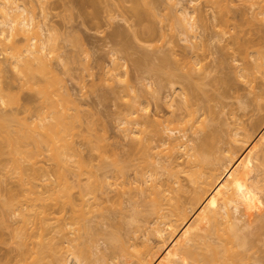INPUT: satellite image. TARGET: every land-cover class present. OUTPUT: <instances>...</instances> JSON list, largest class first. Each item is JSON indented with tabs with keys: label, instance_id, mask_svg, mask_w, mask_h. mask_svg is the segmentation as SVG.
I'll return each instance as SVG.
<instances>
[{
	"label": "rangeland",
	"instance_id": "rangeland-1",
	"mask_svg": "<svg viewBox=\"0 0 264 264\" xmlns=\"http://www.w3.org/2000/svg\"><path fill=\"white\" fill-rule=\"evenodd\" d=\"M28 1L29 0H27V5L30 2V1L29 2ZM33 1H34V3L31 4V2H30V5H28L29 6L28 8L32 10V8L30 6L35 4L36 10H34L35 8L33 6V8H34L33 12L37 15V18L38 19L40 17L43 18V15L46 14L48 24L50 25V28L48 30L49 32L44 31L43 34L41 33V35L44 36L45 33L51 34V37L52 36L54 37L53 38L54 42L56 41L55 38H57L58 45L56 43L55 44L59 47V48L58 47L57 48L59 49V52H60L59 53L57 50V53L61 55L62 53L65 52L63 54L65 57L63 55L62 56L59 55V57L56 54H55V56L53 55L54 57L52 56V59H54L55 62L52 59H51V62H52V64L54 63L53 65L55 67H57L58 72L61 73L59 75L61 77L63 76L62 78L66 80L65 82H67L66 84H68V88L70 89V92L73 95L71 97H73L74 100L71 98L72 100L70 99L71 100L70 101L69 100L70 97L65 98L66 95L63 96L62 94L60 95L61 97L57 95V98L60 97V99L54 98V97H56L55 93H53L54 97H52V100L54 102L58 101L57 103L59 104V106L60 107L63 106L62 110H64V108H65L64 111H62L61 109H60L61 111L58 110V113L62 114V115L65 114L64 116H66V119L68 120L69 127H71V124H72V127H71L72 130L69 129L70 132H67V134L69 133L68 134L69 137L66 136L67 134L65 135L66 139H67V137H68V139L65 140V138H64V140H65V144L63 145L64 151L66 149L70 154L69 155L65 151L66 155L64 157V159H65V162H63L64 165L60 164V166H57L59 164V161H60V163H62L61 160L53 161V158L51 159L50 158L51 156L50 155H49L50 157L48 156L49 152L45 151V150H47L46 147L44 148V152H43V149H41L43 154H41L42 152H39L40 150H38L37 152L34 151L33 154H35V156L38 159L34 160V157H33L30 160H27V156H25V157H21V159H23L22 162L24 161V158H25L26 161L24 163H26V162L28 163L29 161H30L29 163H32L31 160L33 159L36 162V163L34 162L35 163L34 165L36 167H38L40 171H43L45 169L44 171H46L48 173L47 174L46 172L43 173V172L38 171L39 173H42L40 175H42L43 178H46L43 176V174L47 175V176L51 174L48 177V179H49V181L52 180V182H54V184L56 182L58 183V181L60 179V181H62V182L59 181V183H61L60 187L64 188V189L63 188L62 189H63V191H65L67 197L68 198H72V197L75 198L73 207H74V210L76 209L75 211H77V209L82 208L80 206L81 203H80V188H79L81 178L79 179V177H81V176L83 178H85V177H84V175H81L80 173L78 174V172H79L78 168H79L80 164L84 163L83 159L85 160V162H87L91 158L92 161L90 159L89 162L91 161V163H94L93 165H97L99 167L98 172L108 171L107 173H109V175L112 176V175L116 174L117 169L115 168V170H114L113 166H115V165L113 163L110 164L109 162L113 161L114 158H117V159H119L121 164L125 165V167H126L125 168V174H126L127 178L130 179V181L135 182L138 179L141 181L143 179H147V177H146L147 173H144V172L150 171V170H147L148 168L149 169L151 168V170H153L158 165L157 164L156 165H150V167H148L147 166L148 164L145 162L146 159L142 160V158H141L142 154H145L144 153L145 151L143 152V150H145V149H143V146L146 145L148 142H150V139H152V138H154V139H152V140H154L153 143H156L155 139H158V140L160 139V138H158V135H157L158 133L156 132V128L158 126L156 124L154 127V124H155L154 122H157V120L165 119L162 122L167 123V121H166L167 118L173 117L172 114L176 113L178 121L180 122V120H182V121L184 120V122H180V123L176 122L178 124H176V123L171 124L170 123L168 126L170 127V125L174 124L173 127H175L176 125H178L179 127H182L180 131L184 132L187 135V138L194 139L193 140V141H195L194 143L198 144L199 146L202 147V149H204V153H205V155H207L209 157V159H210L211 154L207 153V151L211 152V153L214 152L213 153L214 156L211 155V159H213V160L210 159L211 163L209 161V163L205 164L207 166V169L205 168L206 167L205 165H204L205 167H203V169H205L204 170L205 171V173H204L205 177H206V175L209 174L211 176V178H210V176H208L210 178V179L209 178L208 179L212 180L213 179L212 176L215 177L214 174H216V176H217V172L213 173V171L219 170L218 173L221 172V170H220L221 166L224 164L222 166V172H224L226 174H224L225 176H223V173L221 172L220 176H217L218 180L219 181L223 180V182H227V186L231 187L232 189H233V187H235L236 188V190L234 189L235 191L238 190L236 192L237 194L234 195L232 193L231 188L230 189L227 188L228 190H231L230 192L229 191L228 192L232 193V195H234V197H230V194H229L228 198L230 199V201L226 202V206L227 205H229V206L227 208L226 207L225 208L229 211V213H231L235 217L239 218L240 222L242 224H247V225H245L246 227H243L244 229H241V231H243V232L245 231L247 233L244 236L245 239H247V237L249 240L251 239L250 241L247 240L249 242L246 244V246L248 248L247 250H249L248 254L251 252L249 254V257L250 256L251 257L248 258V254L245 251L244 257L246 259L242 255L237 256V255H239V253L234 256V259L236 260V258H237L238 261H241V263H243V264H247V263L248 264H264V224H263L264 223V188H263L264 187V127L262 129L259 128L260 130L257 129L258 127L264 126V124H262L264 122V118H262V117H264V74H263L264 69L262 68L263 71H261V69H258L259 67H262V65H264V60H263L264 58H262L263 54L261 53V50L264 53V14H263L264 13V0H228V1L227 0H221V2H220V0H214V1L213 0L212 1L211 0H193V2H192L193 4L191 3V5L189 4L190 3L189 0H182L184 4L186 3V5L187 4H188V6L190 5L189 8L191 9V12L193 13V15L195 12L194 16H196V17L195 18L193 17V18L194 19L198 18L196 20H193V21H196L197 26H198V28L196 26V30H195L196 34H198V35H196V37H195L196 40H195V38L193 39V41L195 40V43L192 40L188 39L194 43V44L190 43L193 45H195L198 42L196 44L197 46L195 45V47H193V46L191 47V45L189 44L190 41H188L186 43V41L184 40L185 36L183 35V33L181 34V32H180V30L182 31V28L180 29V27H181L180 22H178L177 18L175 19V17H172V16H177V14L175 13L176 11L174 9L175 5L171 4L172 2L174 3L176 0H174V1L171 0V2H169L170 0H157V1L151 0V1H153V2H151L152 5H150L149 0H148L149 4L143 0L146 3V5L149 6V9L150 8L153 9L152 10L153 14H155L156 17L152 16L153 15V14L151 15L152 12L150 13L148 11L149 9H147L148 6L146 7L144 2H142V0H139L140 1L139 5H141L139 7L141 9L143 8V10H141V11H143V14H144L143 16L146 18L141 16L142 13H140L141 18H139V16L137 15L138 12H136V14L134 13L136 11L135 7H133V5L135 3L133 4L130 0H73V1L72 0H69V1L68 0H48V2L46 3L48 5V7L46 8V10H45L46 13L44 12V14H43V11L41 10V8L39 7L40 5L38 4V2L36 0H33ZM36 3L38 4V6ZM70 3H71V5H70ZM171 5H173L174 8L170 7ZM150 6H154L155 10H157V11H155L154 8L150 7ZM193 6H195V7L193 8ZM145 7H146V9H145ZM199 7H202V9L204 11H202V9H201V11H199ZM70 8H71V10H68ZM170 8H173L170 10L171 12L169 11ZM144 9L147 12H149L150 17H149V15L146 16L147 12H144L145 11ZM195 9H197V10H195ZM216 9H218V10L215 11ZM257 9L261 10V11L259 12ZM219 10L222 11L223 15L225 12V16L221 15L222 13H220ZM68 11L69 12L71 11V13H69ZM154 11H155V13H154ZM172 11L176 15L172 14ZM197 11L200 13L203 12L205 15L203 14L202 15L203 17L200 18L199 13ZM214 11H215V13L218 12L220 14L217 13L216 14L217 16H216L213 13ZM243 11H245L244 14L246 16L243 14ZM41 12H42V14H41ZM253 12L254 13L257 12V13L254 14ZM156 13H158V14H156ZM258 13H260V14H258ZM164 14H166V15H164ZM241 14H243V15H241ZM67 15H69L68 16L69 18L67 17ZM71 15H72V17H71ZM135 15H136V17H135ZM218 15L220 16L218 21H220V18H222V17H224L223 18L224 20L221 19L222 21H220V22L216 21L218 19ZM213 16H215V17L213 18ZM170 17H172V18H170ZM204 17H206L204 19V21H206V22H204L202 20ZM42 18H40V19H42ZM141 19L143 21H141ZM214 19H215V21H214ZM226 19L229 20V21H227V27L224 26V24L226 23L225 22ZM198 20H199V22H197ZM200 20H202L203 25L200 24L201 23ZM172 22H174L175 25L172 24ZM236 22H238V24ZM218 23H219V25H218ZM178 25H180V26H178ZM147 28H149V29L147 30ZM221 28H223V30ZM55 29H56V31H55ZM142 29H143V31H142ZM152 29H153V31H152ZM224 29L225 30L229 29V30H227L226 31L227 33H226ZM63 31H64V35L60 36V34H63ZM145 31H147V32L145 33ZM219 31L220 32L222 31L223 33L222 32L219 33ZM142 32L145 33V35ZM148 32H149V34H148ZM215 32H216V37H215ZM217 33H218V35H217ZM56 34L58 36H56ZM69 34L70 35L74 34L75 36L72 38ZM79 34H80V37H82V38L79 39L78 42H79V44L81 41L84 42V43L81 42V44L84 46H82L81 44L79 45L77 42V39L80 38ZM212 34H214L213 35L214 37L212 36ZM219 34L220 35L223 34V35L220 36ZM230 34H231V36H230ZM153 35H155V36H153ZM224 35H226V36H224ZM234 35L235 36L237 35V38L240 36L241 39L238 38V41H237L235 39V37H233ZM63 36L67 37V41H66V38H64ZM74 38L76 41L73 44ZM152 38H153V40H152ZM221 38L223 40H221ZM58 39L59 40L61 39V41L64 40L63 41L64 45ZM68 39H70L71 41ZM197 39H198V41H197ZM232 40H234V41H232ZM145 41H147V42H145ZM150 41L152 42V44ZM235 41H237L240 44H241L240 41H242V43L244 41V43L241 45L243 47H245L246 50H244L245 48H243V47L241 48V45L239 44L240 50H238V47L236 46L237 47V49H236L237 51H236L235 45H237L238 43ZM143 42H144V44H143ZM230 42L233 45L229 44ZM60 43L62 46H60ZM76 43H77V45H75ZM224 43L226 45L229 44L228 46L231 45L228 48V50H226L228 46L227 47H226V45L222 46ZM187 44H189V45H187ZM248 44H251L250 45L251 47H249ZM172 45H175V47H173V48H175L176 50L175 51L172 50L173 54L171 57L170 53H172L171 52V46ZM245 45H247V46H245ZM63 46H64V48H63ZM154 46L155 47L157 46V47L155 48ZM147 47L148 48L153 47L152 48L153 51L151 50V48L148 49ZM196 47L198 49H196ZM247 47H249V48H247ZM222 48H223V50H222ZM248 49H249V51H248ZM257 49H259V50H257ZM241 50H242V52L248 51L249 54H247L248 56H246L245 58H247V59L249 58L250 59L249 61H247V59H245V58L243 59V55H245V53H247V52H244L243 54H242V52H238ZM77 51H80V52H77ZM150 51H152V52H150ZM224 51H226V52H224ZM234 51H235V53H234ZM258 51H260V53H256ZM153 52H154V54H153ZM164 52H166V53H164ZM79 53H81V54H79ZM162 53H164V54L162 55ZM174 53H177V55ZM226 53H228V54H226ZM87 54H89V55H87ZM145 54H147V55H145ZM150 54H151V56H150ZM167 54H169V55H167ZM179 54L184 55L183 57L193 56L197 61H200L198 63L199 69L196 71V74L198 75V73H200V72H201V74L207 73L205 77L203 76V78H205L204 79L205 81L203 80V78H202V81L208 82V83L206 82L207 84L204 83L205 85H207L208 88L207 87L206 88H195V89L188 88L189 86L185 85L188 82L186 81L187 83H185L184 80H182V82H181L179 77L177 78L176 75H175V77L173 75V77L170 80V78L167 79L165 74H163L159 70H158V72L162 73V75H164V76H161V74L156 72V70L158 69V66L160 65L159 63H161L160 62L161 56L159 57L157 55H162L163 57L166 55H167L166 57L169 56L168 61L171 57L172 63L174 62L173 63V66H175L174 69H176L177 64L175 63V61H173V59H174L173 56L174 55L178 56ZM237 54L239 56L241 54V57L236 58L235 55L237 56ZM77 55H79V57H77ZM113 55H114V57H113L114 59H112ZM260 55H262V56H260ZM8 56L9 55L7 54V52L5 53V51H0V59H1L0 60V66L2 67V70L0 69V86H2L1 88L6 87L4 89L9 92L6 94H10V95H7V96H10L9 100L8 101L6 100L8 102V103L6 102L7 105L6 104H4V106L2 105L3 108H2V110L1 109L0 110L3 113L6 112V113H9L10 115H11V113H10L11 111H12V113L14 112L11 115V117H13L15 115L13 117V119L11 117L8 118L9 115L8 116L6 115L7 118L9 119V122H11L12 120H13V122H15L18 119V122H21V123L23 122V125L24 124L27 125V123L24 121V120H26L25 118H27L29 120V122L32 119H34L35 121H33V122H35V123L31 122L27 126L24 125L26 127L25 128L22 124H19L17 122L11 124L7 121L9 123V124L7 123L8 127L6 125L7 130H6V127L4 130L0 129V148H1L0 152L3 153V154L0 153V156L2 157V158L0 157V161H1V165H0V181H1V183H0V195H2V197L4 195V188H5L6 184H9L10 186L12 184L13 185L15 184L16 186L12 185L13 187L11 186V188L12 189L15 188L17 190L19 189V181H18L17 174L13 173L14 171H12V169L15 165V161L11 162V164H7L10 161H12V159L14 160L13 155H15L17 153V151H16V153L13 154L14 150H12L10 145H9L8 137L10 138V137L15 136V134L18 133V132H15V129L20 130L22 128L23 130H22V132L19 131L20 132L19 134L24 135L25 137L29 136V138L26 137V139L28 140L27 141L25 139V137H23L22 140L23 141L25 140V141L24 142L23 141L18 142L17 145H18V147L22 146L21 151H24L25 148H23V147H27V148L29 147L30 150H29V148L28 149L26 148V150L32 152L31 147L33 148L34 146H36V143L34 142L35 143V145H34V143L32 142L35 140V138L32 136H36L37 138H39L42 135L41 134L42 132L40 133L41 135L38 134L40 128L38 129L35 126V124H37L36 120L38 122L39 119H41V120L44 119V117H45L44 115H46V116L48 115L47 119H45L46 122L43 120L46 124L52 120L50 117V115H52V113H49L48 109H47L48 107H46V105L51 101V99L45 101V99H47V98L43 97L44 93L42 94V90L40 91V89L37 87L30 89L31 87L29 88V82H27L28 83V85H27L26 81L24 80V82L26 83L25 84L23 82V79H21L22 76L19 77L20 74L18 75V73L14 70V68H12L11 63H9L10 60L8 59ZM154 56L157 58H155ZM232 56L235 58H233ZM253 56H260V60H259V57H257L258 59L256 61L255 60L256 57L254 58ZM2 57H5L7 60L5 58L2 59ZM60 57H61V59H60ZM62 57H64V58H62ZM183 57L180 56V58H183ZM222 57H224V58L222 59ZM118 58H120V59H118ZM158 58H159V63H157ZM56 59H58V60H56ZM59 59H60V61H59ZM116 59H117V64H118V67L120 70L118 68L114 70V68H113V65H115V63H113V62H115ZM237 59H240V60H237ZM261 59H262V62H261ZM111 60H114V61H111ZM181 60H183V59H181ZM254 60H255V62H257L258 65L259 64H261V65L255 66L256 63L254 62L255 65L253 64ZM258 60H259V62H258ZM119 61H122V62L120 63ZM227 61L229 63L231 61L232 62L229 64ZM241 61H245V62L240 63ZM82 62H83V65H82ZM111 62H112V64H111ZM224 62H226V63L223 64ZM248 62H249V64H248ZM89 63H90V65H89ZM220 63L223 65H221ZM245 63H246V65H245ZM151 64H152V66H151ZM169 64H170V61H169ZM202 64L205 66V68ZM231 64H232V66L230 67ZM171 65H169V66L171 67ZM183 65H185V62L183 63ZM243 65H245V66H243ZM76 66H78V67H76ZM84 66H86L87 68ZM156 66H157V68L154 70V68ZM242 66L245 69H246V67L248 68V66L249 67L255 66L254 68L250 67L251 69L253 68L254 70L249 69L250 70L249 72L252 71V73H250V77L252 75L253 78L251 77L250 79H248V77L247 78L242 77L243 80L241 79V75H238V74L240 72L241 73L246 72ZM236 67H237V70L239 71L238 74L236 72L237 70H235ZM239 67H240V69H239ZM81 68H82V70H81ZM255 68H256V70H255ZM67 69L70 71L65 72ZM111 69H113V70H111ZM185 69H187V68L185 67ZM200 69H201V71L198 72ZM204 69H205V71H204ZM202 71H204V72H202ZM253 71H256L257 73L253 72ZM236 74L238 75V77L236 76ZM107 75H109L108 78H107ZM197 75H195L196 78H197ZM39 76H37V77H39ZM125 76H126V78H125ZM218 76H220V77L222 76L223 79H226V78L229 79V80L226 79L224 82H226V81L228 82V81L232 80V82L230 81L231 83H233L232 86L230 88H228L227 82L226 83L223 82V83H221L222 85L217 84L218 87H222L224 84H226L222 88L214 87L215 85L213 84V81H214V83L216 81L218 82V80H215L214 78L216 77L218 79ZM43 77H40V79H42ZM127 77H128V79H127ZM201 77H198L200 82H202L200 80ZM165 79L167 81H165ZM174 80L176 81V82H174L176 87L180 88L179 85H181L183 87L186 86L185 92L186 93L189 92L188 95L191 97V98H189V100L191 99L190 101H188V102L186 101L187 103L184 101V96H183L184 94H182L180 91H178L179 88L176 91H172V88L170 89V86L172 87V85H173V87H174V84H172L170 86H169V84L173 83ZM179 80H180V82H179ZM126 81L130 82V84L132 86L129 83L127 84ZM170 81H172V82L170 83ZM183 81L185 84H183ZM195 82H198V81H195ZM200 82H199V84H201ZM209 83H212V85H214V86H212V85L210 86ZM229 83H228V85L231 84V83L230 84ZM162 84H164V86ZM126 85H128V87ZM201 87H203V85ZM205 95H208V96H205ZM62 96H63V98H65L67 100L63 101ZM133 97H135V99ZM17 98L19 101L17 100ZM59 100L61 101L60 103H59ZM129 100H130V103L128 102ZM170 100L173 101V104H170V103H172ZM74 101H76V102L78 101L77 102L78 105H76V103ZM44 102H45V104H44ZM63 102H65V103H63ZM189 103H190V105H189ZM1 104L2 103H0V105ZM131 104H132V106L133 105H135V106L132 107ZM169 104L174 105V106L170 107ZM184 104H187V105H184ZM48 105L50 106V103ZM59 106H58V108H59ZM128 106H129V109H128ZM136 106L137 107L139 106L138 107L139 110L137 113L129 115L128 114L129 112H128V113H126V115L128 117L131 116L133 119L137 118V120L139 121L137 127H138V131H140V134H139V136H137L138 134L136 133L134 136H132V137L130 136L127 138L126 136H124V133L122 130L124 128V127H122V125L123 126L125 125V124H123L122 119L126 116L125 115L126 111L135 110ZM186 106L189 108H187ZM42 107L44 109H42ZM125 108H127L128 110ZM191 108H192V110H191ZM66 109H67V111H66ZM172 110H174V112ZM192 111L194 112V114L192 113L194 116H192L190 113ZM139 113H141L140 116L144 115L143 118H139L140 117V116H138ZM22 116L23 117L25 116V118H23ZM16 117H17V119H15ZM48 118H49V120H48ZM202 118H204V119H202ZM10 119H11V121H10ZM141 119L142 120L144 119L146 121V123L145 122L143 123L144 120L141 121ZM260 119L263 121L262 123H261ZM150 120H152L151 123H150ZM199 120L203 121L204 124L201 123V121H199ZM257 120L258 121L260 120V123L262 124V126L257 125L258 127H255ZM43 121L41 122L43 124V126L41 125L42 127H44V125H45V123ZM175 121H177V120H175ZM205 121H206V123H205ZM71 122H73V123H71ZM254 122H256V123L253 124ZM32 123L34 125L33 128L36 127L38 130V133L36 132V130L31 128V126H29ZM75 123L78 126H76ZM192 123H193V125H192ZM200 124L204 125L203 129H202V125H200ZM206 124H208V125H206ZM252 124L254 125L255 128H251ZM258 124H259V122H258ZM38 125H40V123H38ZM73 125L79 129H77V128L75 129ZM42 127H41V130H44V128H42ZM183 127H184V130H182ZM73 128H74V130H73ZM178 129H180V128H178ZM33 130H34V132L37 133V135L36 134L33 135L34 134V132L32 133ZM80 130H81V132H80ZM246 130H247V133H245ZM248 130L252 134V137H251V134L248 132ZM76 131H78V132H76ZM235 131H237L238 133ZM1 132L3 133V135ZM73 132H75V133H73ZM13 133H15V134L13 135ZM23 133H26V134H23ZM30 133H32V135H30ZM78 133H79V135H78ZM155 133H157V134H155ZM211 133L214 135V137H212L213 135ZM248 133L250 135H248ZM19 134H16V135H19ZM73 134H74V136H72ZM76 134H77V136H76ZM177 134H180V132ZM207 134L208 135L210 134L211 136H208ZM141 136L143 137L144 140L146 139V142L144 141L146 144L144 142H142L140 144L141 141H139V140H141L140 139V138H142ZM207 136L210 139L212 138L211 142L209 141L210 139L208 140ZM148 137H150V138H148ZM204 137L207 139L205 140ZM90 138H91V140H90ZM236 138H237V140H235ZM147 140H148V142H147ZM207 140L210 143L214 142L212 144V146L208 145L209 142ZM96 142H97V144H96ZM158 142H160V141H158ZM66 144L68 145V147ZM93 144H94V146H93ZM142 144H144V145H142ZM44 145H45V143H44ZM6 146H7V148L9 147V149H7ZM42 146H40V148L44 147V146L43 147ZM72 147H74L76 150ZM94 147L96 148V150ZM97 147H99V148H97ZM207 147H208V149H207ZM34 148H33V150L37 149V147H36V149H34ZM144 148H145V146H144ZM209 148L211 150H209ZM213 148H215V149L212 150ZM10 149L12 152L9 151ZM20 149H21V147H20ZM77 149H79V150H77ZM106 149H107V151H106ZM205 149H207V151H205ZM8 152H11V153H9L10 155L13 154L12 158H10L11 156L8 155ZM79 152L81 155L79 154ZM101 152L102 153L104 152L103 156H102ZM232 152L235 154H233ZM74 153L75 154L77 153V154L75 155ZM6 154H7V156H6ZM23 154H24V152H23ZM232 155H235V158H236L237 163H238V165H236V164L235 165L239 167L238 168L239 172H237L238 170L237 171L233 170V173L228 171L230 169L231 165H230V163L228 164V161L226 158L230 159V156H232ZM29 156H30V154H29ZM66 156H68V157H66ZM40 157H42V158H40ZM73 157H75V158H73ZM102 157H105V159L107 158L105 160L106 162L109 161L108 163H106V162L104 163V164H106V166H104V164H103L104 161H103ZM144 157H145V155H144ZM184 157H187V158H184ZM190 157L186 156V155L180 157L179 161L177 162V163H179L178 166L175 165V169L173 168L175 171H177L176 167L179 169L177 171L179 184L178 185L175 184V185H176V187H178L180 185V188L178 189L179 191L176 190L175 193L178 197V200L183 201L181 205H177V206H181L179 208H182V209H179V208L178 209L180 211L186 210V212L190 216V217L188 216V218L190 219V222L192 221L191 223L188 224L189 226H191V229H189L190 227L188 228V225H187V228L190 231H185V229L183 227L186 228V226H180V228L178 230H179V232H182V231L185 232V233H183V232L182 233H183V236L185 235L184 239H186V240L188 239V237L190 235H193L192 237H189V239L190 240L192 239V241H193V237H195L194 242L196 240L197 242H195V243L197 245L203 247V248H206L207 244H209L210 241L212 242L214 240L215 241L213 243L215 245V243H219L220 240L222 239L223 241H221L219 243V245H221V244H223L222 242L225 241L224 239L226 237H224V236L231 234V232H229L228 229L226 230L225 227L223 228V226H225L227 224H225V222H223L222 219L219 221V223L215 224L214 221L210 218V216H208L209 218H205L207 215H209L208 212H206L207 213L206 216H205V213L201 214L202 211L205 212L204 210H202L203 204L199 205V204H201V203H199L198 205L200 207H198V205H197L198 202L196 204H195V202H194V204L191 203V201L193 202L192 198H193V195L195 193V188H194L195 183L191 181L190 176H192L193 172H198L197 170H199V172H200L201 170H200V167H193L192 162L194 160V157L192 156L191 157L192 160L189 161ZM28 158H30V157H28ZM235 158H233V159H235ZM40 159H41V161H40ZM66 160H68V161H66ZM214 160H215V162H214ZM37 161L38 162L40 161L41 163L42 162L43 163L39 164ZM57 161H58V163H57ZM89 162H87L88 166L90 164ZM2 163H5L6 165L5 164L2 165ZM67 163H68V165H67ZM87 163H86V165H87ZM74 164L76 167L74 166ZM107 164L108 165L110 164L108 166V168H107ZM208 164H210V165L208 166ZM7 165H8V167L9 166L10 167L8 168ZM12 165H13V167H12ZM41 165L44 166V169L41 168L42 167ZM189 165H190V167H189ZM84 166H85V164H84ZM90 166H91V164H90ZM153 166H156V167H153ZM212 166H217V168L219 167L220 169L217 170V168L215 169ZM105 167H106V169H105ZM209 167H210V169H209ZM5 168L11 169V172H7L9 170H7V169L5 170ZM49 168L51 171L49 170ZM59 168H60V170H59ZM72 168L75 170H73ZM231 168H233V166ZM235 168L236 167H234V169ZM47 169H48V171H47ZM62 169H65V171H68L67 172L68 174L64 170L62 171ZM206 170H207V172H206ZM210 170H211V173H210ZM60 171H62L63 173L62 172L60 173ZM163 171H164V174L163 175L161 174V178H160L161 180L164 179L163 177H165V179H166V177L169 176L170 168L166 166ZM150 172H148V173H150ZM6 173L7 174L10 173V175H12V176H9V175L7 176V175H5ZM141 173H143L144 175H142ZM212 173H213V175H212ZM234 173H235V176L238 175L236 177V179H235L234 175L232 176V174H234ZM59 174H62L63 176L60 175V178H59ZM65 175H67V176H65ZM201 176H203V175H201ZM40 177L41 176H39L38 179L41 181V183L42 182L44 183V181H45V184L47 185L48 180L44 179V181H43V178H40ZM69 177H71V178H69ZM142 177H143V179H142ZM226 177H227L228 181H224V180H226L225 179ZM50 178H52V179H50ZM82 181H84V180L82 179ZM232 182L234 183L233 187H232V184H233ZM229 183H232L231 186ZM45 184H44V186H45ZM64 184H66V185H64ZM135 184L137 185L138 182H136ZM9 185L8 186L6 185V188H8ZM67 185L70 187H68ZM136 185L135 186H134V184L131 185V187L126 190V192H122V193L119 192L118 189H108V193L102 195V200H101L102 205L100 206L101 208L98 209V208L94 207V211H93V208H91L93 212H91V213L89 212V214H91V217L89 216V220L82 219V216H81V220H80V218H78V217L76 218L73 216L74 220L76 222L73 221V218H72V222H70L71 221L70 218L72 217L71 215L73 214L72 207H70V204H68V203H65L63 205L61 204L59 207L62 209V211L58 212V214H55V215H58L60 217V221H63L62 219H64V221H66V223L68 222L69 225L66 226L67 225L66 224L65 225L66 228H64V230H66V234L68 233V235L65 234L66 235L65 236V235L59 234L57 231L55 232L56 226L60 223L59 220L58 221L55 220V223L54 222L51 223L50 228H52V225H54V227H55V228L54 227L52 228V229H54L53 230L54 233L51 229V231L47 235H51L53 233V234L60 235V236L62 235V237L65 236L64 240L61 237V241H59V242H62V240L65 241L64 242L65 245H63V247H66V245L69 246V247H66L67 252H69L68 248L70 249L71 247L73 248L72 251H74V249L76 252H78V250L81 251V253L83 255V257L81 258L82 264L86 263L85 262V261H87L86 258H88V261L89 260L91 261V264H109V263L110 264H137V257H138V254L140 252H142V255L147 253L151 257H156V253H160L163 251L164 253H162V254L165 255L167 250L169 251V249H170V244L172 245L173 244L172 242L175 241V240H171L170 235H171V233H172V235L174 233V236H175L176 233L173 232L174 230L172 231V229H171L172 227L170 228V226H172V224L167 222L168 219L165 220V217H162L161 219L164 222L159 218L158 219L160 221H158V219L155 218L156 215L151 214V213L148 214V209L150 208L148 201H147L148 191L146 192V190H145L144 192L141 193L139 189L135 188ZM224 185H226V184H224ZM227 186H225V187H227ZM144 195H145V197H144ZM69 196H72V197H69ZM218 200H220V199H218ZM216 202L219 203V201H217V200H216ZM79 203H80V205H79ZM146 203H147V205H146ZM179 203H181V202H179ZM190 203H191V205H189ZM236 203L238 204V209L235 208ZM98 205H100V204H98ZM194 205H196V206H194ZM75 206H76V208H75ZM145 206H147V208H145ZM185 206H188L189 208L188 207L186 208ZM191 206L193 207V212H192ZM194 207L196 210L194 209ZM216 207L219 208L218 205ZM200 208L202 211L199 210ZM220 208H221L220 210L223 211V204H222V206H220ZM139 209H141V210H139ZM203 209H205V207ZM196 211H197V213H196ZM77 212L80 214L79 211H77ZM77 214H76V216H78ZM197 214H199V217L201 215H203V217L205 216L204 219H203V217H200L201 218V220H200V218L197 217L198 216ZM69 216H71V217H69ZM196 219H199V220H196ZM205 219H206V223H205ZM156 220H157V222H156ZM169 220H170V218H169ZM3 221H5V218L4 219L1 218V210H0V264H17V263L19 264V262L17 261L18 251L15 250V248H17L18 246H17V243H15L16 239L14 238L15 235L17 236L19 223L16 221L15 217L11 218L10 216L8 217V219L6 218L5 223ZM8 221H9V224L7 223ZM52 221H54V220H52ZM145 221H146V223H145ZM179 221H180V219L178 220L177 223H179ZM161 222H163V223H161ZM220 222L223 223L222 224L223 226L221 225ZM2 223H4V224H2ZM80 223L81 224L85 223V225H81ZM87 223L88 224L90 223L89 226L91 225V227H89V228H91V231H89L87 229L86 230L89 231L91 234L90 233L86 234L84 232L85 226H86V228L88 227ZM138 224H140V226H142L143 228L139 227ZM181 224H182V222H180L179 225H181ZM190 224H192V225H190ZM5 225H7V227ZM200 225H201V228H200ZM155 227H158L159 230L156 231V233L152 234L150 229L152 230V228H155ZM219 227L221 228L220 230H218ZM145 228H148V230L150 231V239L151 240L148 244L144 243V238L142 236V233H143L142 231H144ZM56 229L58 230V228H56ZM182 229H184V230H182ZM64 230H63V232H65ZM133 230H134V232L131 233V231H133ZM180 230H182V231H180ZM199 231H201V232L199 233ZM219 231H221L220 235L217 233ZM61 232H62V230H61ZM186 232L189 234H187ZM226 232L229 234H227ZM243 232H242V234L240 232V234L242 236L244 235ZM255 233L257 235H253ZM131 234H136V235L134 236V238L130 239L129 236ZM221 234H223L222 238H221ZM258 234H260V235H258ZM47 235H46V238L48 237ZM246 235H248V236H246ZM186 236H187V238H186ZM218 236H220V237H218ZM229 236L232 237L233 234L229 235ZM68 237H70L71 239H69ZM113 237L118 238V241L116 239L117 242H115V243H118V248H116L115 243H114V247L116 250L115 249L111 250L114 252V253L113 252L111 253L110 249H107L106 246L108 245L107 243L110 244L111 241H112V243L114 242ZM67 238H68V240L66 242L65 239H67ZM111 238H113V240ZM216 238H218L219 240H216ZM253 238H255V239H253ZM11 239H12V241H11ZM48 239H51V238L49 237ZM166 239H168L167 241H169V242H167V243H169V245L167 243H165ZM227 239L228 238H226V240ZM57 240H59V238H57ZM186 240H185V242H186ZM227 243L229 244V242H227ZM228 244L225 243V244H223V246L226 245V247H228L227 246ZM167 245L169 248L167 247ZM109 246L112 247L111 245H109ZM166 247L168 248L167 250H166ZM220 247L222 249V245ZM235 247H237V246H235ZM238 247L234 248V249H238ZM251 248H253V249L251 250ZM156 249H157V252H155ZM223 249H224V247H223ZM148 251L150 253H148ZM67 252H66V255L68 254ZM166 255H167V257H166ZM166 255H165L166 259L168 257L171 258L170 251H169V254L167 252ZM246 255H247V257H246ZM241 256L243 257L242 260H241V258H242ZM110 257L111 258L115 257L116 262L113 261V263H112L111 261H109ZM239 257H241V258L239 259ZM113 258H112V260H114ZM169 258H168V261H170L171 264H178L177 261L169 259ZM244 259L249 260V261H245ZM87 264H90V262H88ZM238 264H240V262Z\"/></svg>",
	"mask_w": 264,
	"mask_h": 264
},
{
	"label": "bare ground",
	"instance_id": "bare-ground-1",
	"mask_svg": "<svg viewBox=\"0 0 264 264\" xmlns=\"http://www.w3.org/2000/svg\"><path fill=\"white\" fill-rule=\"evenodd\" d=\"M30 2H31V4H33L34 3V1L33 0H29ZM28 1V2H29ZM37 2H38V4L40 5L39 7L41 8V10L43 11V14H44V12L46 13V8L48 7V5L46 4L47 2H48V0H36ZM69 1V0H68ZM73 1V0H72ZM71 1V2H72ZM134 5H133V7H135V14H136V12H138L137 13V15L139 16V18H141L140 17V13H142V15L141 16H143L144 14H143V11H141V10H143V8L141 9L139 6H141V5H139V0H130ZM144 1H146V3H148L149 4V2H148V0H144ZM143 0H142V2H144ZM150 1V5H152L151 4V2H153V1H151V0H149ZM157 1V0H156ZM174 1V0H173ZM212 1V0H211ZM214 1V0H213ZM228 1V0H227ZM30 2H29V4L28 5H30ZM127 2V1H126ZM169 2H171V0L169 1ZM190 2V3H189ZM189 4L191 5V3L193 2V0H189ZM196 2V1H195ZM220 2H221V0H220ZM256 2V1H255ZM254 2V3H255ZM146 3L144 2V4L146 5ZM168 3V2H167ZM217 3V2H216ZM37 4V3H36ZM38 4H37V6H38ZM49 4V3H48ZM171 4H173V5H175V8L173 7V5H171L170 7H173L174 9H175V13L177 14V16H172V17H175V19L177 18L178 19V22H180V24H181V27H180V29L182 28V31L180 30V32H181V34L183 33V35L185 36V38H184V40L186 41V43L188 42V41H190V40H192L193 41V39L196 37V35H198V34H196V32H195V30H196V26H197V23H196V21H193V20H196V19H198V18H196V19H194L196 16H194L195 15V12H194V15H193V13L191 12V9L189 8V6H188V4L186 5V3L184 4L183 3V1L182 0H176L174 3L172 2ZM193 4V3H192ZM259 4V3H258ZM27 5V0H0V51H5V53L7 52V54L9 55L8 56V59L10 60V62L9 63H11V66H12V68H14V70L18 73V75H19V77L20 76H22V78L21 79H23V82H24V80L26 81V83L27 82H29V88L30 89H32V88H39L40 89V91L42 90V94L44 93V98L46 97L47 99H45V101L46 100H49V99H51V101L49 102L50 103V106L47 104L46 105V107H48L47 109H48V112L49 113H52V115H50V117H51V121H49V123H45L46 122V120L45 119H47V116L46 115H44L45 117H44V119H39L38 120V122H37V120H36V123L37 124H35V126L39 129V133H38V130H37V128L35 127V128H33L34 127V125H33V123H35V122H33V121H35L34 119H32L30 122H29V120L27 119V118H25V116L23 117V118H25L26 120H24L26 123H27V125L28 124H30L31 122H33L31 125H29V126H31V128H33L34 130H36V132L38 133V134H40L41 132V136L39 137V138H37L36 136H32V137H34L35 138V140L34 141H32L33 143L35 142L36 143V146H34L33 148L34 149H36V147H37V149L36 150H33V148L31 147V150H32V152H30V151H28V150H26V148L27 147H23V148H25L24 149V151H21L22 150V146H19L18 147V142H22L23 140H22V138L23 137H25L24 135H21V134H19L20 132L19 131H21L22 132V128L19 130H16L15 129V132H18V133H16V134H19V135H16L15 133H13V135L15 134V136H13V137H8V141H9V145H10V147H11V149L12 150H14V152H13V154H15L16 153V151H17V155L15 154V155H13V154H9V153H11L12 151H11V149L9 150V151H11V152H8V155L9 156H11L10 158H12V155H13V158H14V160L12 159V161H10L9 163H7V164H11V162H14L15 161V165H14V167H13V165H12V167H13V169H12V171H14L13 173H16L17 174V177H18V181H19V189L17 190V189H12L11 188V186L13 185H9V184H6L7 186L9 185V187L8 188H6V185H5V188H4V195H3V197H2V195H0V210H1V218L2 219H4L5 218V221H3L4 223L6 222V218L8 219V217L10 216L11 218L12 217H15L16 218V221L19 223V226H18V233H17V236L15 235V239H16V242L15 243H17V248H15V250L16 251H18V254H17V261L19 262V264H82L81 263V258L83 257V255H82V253H81V251H79L78 250V252H76L75 251V249H74V251H72L73 250V248L71 249H69L68 248V250H69V252H67V249H66V247H69V246H67L66 245V247H63V245H65V241H63L64 240V238H65V236L66 235H68V233L66 234V230H64V228H66V226H68L69 224H68V222L66 223V221H64V219H62L63 221H60V217L58 216V215H55V214H58V212H61L62 211V209L59 207L61 204L63 205V204H65V203H68V204H70V207H72V210H73V214L71 215V216H69V217H71L70 219H71V221L70 222H72V218H73V221L74 222H76L75 220H74V217H78V218H80V220H81V216H82V219H86V220H89V216L91 217V214H89V212L91 213V212H93L94 211V207L95 208H101L100 206L102 205L101 203H102V195H104V194H107L108 193V189H118V191L119 192H126V190L128 189V188H130L131 187V185H133L134 184V186L136 185L135 183L136 182H138V184L136 185V187L135 188H137V189H139L140 190V192L142 193V192H144L145 190H146V192L148 191V195H147V201H148V204H149V206H150V208L148 209V214H154V215H156V219H161L162 217H165V220L166 219H168L167 220V222H169V223H171L172 224V226H170V228L172 229V231L173 232H175L176 233V235L174 236V233H173V235H172V233H171V235H170V237H171V240H175L174 242H172L173 244V246L170 244V249H169V251H170V256H171V258H169V259H172V260H175V261H177L178 262V264H238L239 262H240V264H243V263H241V261H238V259L236 258V260L234 259V256L235 255H237L238 253H239V255H237V256H240V255H242L243 257H244V253H245V251L247 252V254H248V251L249 250H247L248 248H247V246H246V244L251 240H249L248 239V237H247V239H245V234H247L245 231L243 232V231H241V229H244L243 227H246L245 225H247V224H242L241 222H240V219L239 218H237V217H235L234 215H232L231 213H229V211L226 209L229 205H227L226 206V202H228V201H230V199L228 198V196H229V194H230V197H234V195L235 194H237L236 192L238 191H235L236 190V188L235 187H233V185H234V181L232 182V183H229L230 184V186H231V184H232V187H233V189L231 188V187H229V186H227V182H223V180H221V181H219L218 180V178H217V176H220V174H221V172H222V166L224 165H222L221 166V169L218 167L217 168V166H212L213 168H217V170L218 169H220L221 170V172H219L218 173V171H213L212 169V171H213V173H215V172H217V176H216V174H214V176L215 177H213L212 176V178L215 180L216 178V180L214 181L213 179L212 180H209L210 178H211V176L208 174V175H206V177H205V175H204V173H205V169H203V167H205L206 165L205 164H207V163H209V161H210V163H211V160H213V159H211V155H213L214 156V152L213 153H211V152H208L207 151V149H208V147H207V149H205V151H207V153H209V154H211L210 155V159H209V157L207 156V155H205V153H204V149H202V147L201 146H199L198 144H196V143H194L195 141H193L194 139H192V138H187V135L184 133V132H181L180 130H181V128L182 127H179L178 125H176L175 127H173L174 126V124L173 125H170V127L168 126L170 123L172 124V123H176V122H178V123H180V122H184V120L182 121V120H180V122L178 121V119H177V116H176V113L174 114L173 112H174V110H172L173 112V114H172V116L173 117H169V118H167V123L165 122V123H163L162 121L163 120H165V119H163V120H157V122H154L155 124H154V127H155V125L157 124V128H156V132L158 133H155V134H157L158 135V138H160L159 140L158 139H155V142L156 143H153L154 142V140H152V139H154V138H152V139H150V142H148V140H147V144L145 143L146 142V139L144 140L143 139V137L142 138H140L141 140H139V141H141L140 142V144L142 143V142H144L146 145H144V144H142V145H144L145 146V148H144V146H143V149H145V150H143V152L145 153V154H142V160H144V159H146L145 160V162L148 164H146L148 167H150V165H158L157 167L156 166H153V167H156V168H154L153 170H151V168L149 169H147V170H150V171H143L144 173H147L145 176L147 177V179H143V177H142V181L141 180H137V181H135V182H133V181H130V179H128L127 178V176H126V174H125V165L124 164H121L120 163V161H119V159H117V158H114L113 159V161H111V162H109V161H105L106 159H105V157H102L103 158V164L106 162V163H113L115 166H113L114 168V170H115V168L117 169V171H116V174H114V175H109V173H107L108 171H106V172H104V171H101V172H98L99 170V167L97 166V165H93L94 163H91V161H92V159H91V161L89 162V160L87 161V162H89L90 164H91V166H90V164H89V166H88V163L87 162H85V160L83 159V161H84V163L83 164H80L79 165V168H78V174L80 173L81 175H84V177L85 178H83L82 176L81 177H79V179H80V184H79V188H80V203H81V205H80V203H79V205L82 207V208H79V209H77V211H79L80 212V214L77 212V211H75L74 210V201H75V198L74 197H72V196H69V197H72V198H68L67 197V195H66V193H65V191H63V189L60 187V185H61V183H59V181H60V179H59V181H58V183L56 184H54V182H52V180H50L49 181V179H48V177L51 175H44L43 174V176L44 177H46V178H43L42 177V175H40V174H42V173H39L38 171H40L39 170V168L38 167H36L34 164L36 163L34 160H36V159H38L36 156H35V154H33L34 153V151L35 152H37L38 150H40L39 152H42V150L41 149H43V152H44V148L46 147V149L47 150H45V151H47V152H49L48 153V156L52 159L53 158V161H55V160H61V162L62 163H60V161H59V164L57 165V166H60V164L62 165H64V163L63 162H65V159H64V157H65V155H66V153H65V151L69 154V152L65 149V151H64V144H65V140H67L68 139V137H69V133L67 134V132H70L69 131V129H71V127H72V124H71V127H69V124H68V120L66 119V116H64V115H62V114H59L58 113V110H62V107L63 106H59V104L56 102H54L53 100H52V97H54L53 95V93H55V95H56V97H54V98H57V95L58 96H60L61 94L64 96V95H66L65 96V98H68V97H70L69 98V100L72 98L73 100H74V98L73 97H71V96H73L72 95V93L70 92V89L68 88V84H66L67 82H65L66 80L65 79H63L59 74H61V73H59L58 72V69H57V67H55L53 64H52V62H51V59H52V56L54 55L55 56V54L59 57V55L60 54H58L57 53V50H58V52H59V47L57 46L58 45V43H57V38H55V42H54V40H53V36L51 37V34H47V33H45V35L44 36H42L41 35V33L43 34V32L45 31H47V32H49L48 30H49V28H50V25L48 24V21H47V15L46 14H44L43 15V18L42 17H40V18H42V19H38L37 18V15L33 12V9L36 7L35 6V4L34 5H31L30 7L32 8V10L31 9H29L28 6ZM67 5V4H66ZM65 5V6H66ZM70 5H71V3H70ZM75 5V4H74ZM144 5V6H145ZM156 5V4H155ZM195 5V4H194ZM33 6H34V8H33ZM69 6V5H68ZM82 6V5H81ZM80 6V7H81ZM148 5H146V7H147ZM167 6V5H166ZM67 7V6H66ZM65 7V8H66ZM73 7V6H72ZM132 7V8H133ZM143 7V6H142ZM146 7H145V9H146ZM150 7H153L154 8V10H155V7L154 6H150ZM168 7V6H167ZM195 6H193V8H194ZM68 8V7H67ZM66 8V9H67ZM173 8H170L169 9V11L171 10V9H173ZM257 8V7H256ZM262 8V7H261ZM144 9V10H145ZM147 9H149V6H148V8ZM168 9V8H167ZM201 9H202V7H199V11H201ZM223 9V8H222ZM34 10H36V8L34 9ZM68 10H71V8L70 9H68ZM73 10V9H72ZM153 9L152 8H150L148 11L151 13V15L153 14V11H152ZM195 10H197V9H195ZM218 9H216L215 11H217ZM258 10V9H257ZM141 11V12H140ZM155 11H157V10H155ZM155 11H154V13H155ZM202 11H204L203 9H202ZM215 11L213 12L215 15L218 13H215ZM220 11V10H219ZM256 11V10H255ZM259 12L261 11V10H258ZM263 11V10H262ZM69 12V11H68ZM144 12H147L146 10L144 11ZM149 12H147L146 13V16H148L149 15ZM171 12V11H170ZM198 12V11H197ZM196 12V13H197ZM67 13V12H66ZM69 13H71V11L69 12ZM133 13V14H134ZM199 13V17L200 18H202L203 16V12H198ZM220 13H222V11H220ZM220 13H218V14H220ZM242 13V12H241ZM245 13V11H243V14ZM254 13V12H253ZM255 13H257V12H255ZM254 13V14H255ZM41 14H42V12H41ZM48 14V13H47ZM156 14H158V13H156ZM170 14V13H169ZM172 14H174V12L172 11ZM176 14H174V15H176ZM213 14V15H214ZM228 14V13H227ZM243 14H241V15H243ZM258 14H260V13H258ZM264 14V13H263ZM39 15V14H38ZM74 15V14H73ZM164 15H166V14H164ZM171 15V14H170ZM205 15V14H204ZM221 15H223V13L221 14ZM245 15V14H244ZM69 15H67V17H68ZM152 16H155V14H153ZM217 16V15H216ZM223 16H225V12H224V15ZM246 16V15H245ZM262 16V15H261ZM71 17H72V15H71ZM135 17H136V15H135ZM144 17V16H143ZM149 17H150V15H149ZM156 17V16H155ZM172 17H170V18H172ZM194 17V18H193ZM215 16H213V18H214ZM219 15H218V19L216 20V21H218L219 20ZM232 17V16H231ZM69 18V17H68ZM144 18H146V17H144ZM154 18V17H153ZM206 17H204L202 20L204 21V19H205ZM217 18V17H216ZM224 17H222V18H220V21H222V20H224L223 19ZM143 19V18H142ZM141 19V21H143ZM156 19V18H155ZM159 19V18H158ZM222 19V20H221ZM139 20V19H138ZM157 20V19H156ZM202 20H200L201 21V25H203L202 24ZM140 21V22H141ZM145 21V20H144ZM174 21V20H173ZM177 21V20H176ZM214 21H215V19H214ZM220 21H218V22H220ZM227 21H229V20H227L226 19V23L224 24V26H226L227 27ZM231 21V20H230ZM197 22H199V20L197 21ZM204 22H206V21H204ZM262 22V21H261ZM216 23V22H215ZM231 23V22H230ZM237 24H238V22H236ZM149 24V23H148ZM147 24V25H148ZM153 24V23H152ZM151 24V25H152ZM155 24V23H154ZM172 24H174V22H172ZM171 24V25H172ZM214 24V23H213ZM223 24V23H222ZM150 25V24H149ZM175 25V24H174ZM216 25V24H215ZM218 25H219V23H218ZM240 25V24H239ZM49 26V27H48ZM153 26V25H152ZM178 26H180V25H178ZM177 26V27H178ZM235 26V25H234ZM144 27V26H143ZM150 27V26H149ZM156 27V26H155ZM221 27V26H220ZM197 28H198V26H197ZM149 28H147V30H148ZM218 29V28H217ZM222 30H223V28H221ZM231 29V28H230ZM219 30V29H218ZM225 30V29H224ZM227 30H229V29H227ZM227 30H225V32L227 31ZM55 31H56V29H55ZM54 31V32H55ZM142 31H143V29H142ZM152 31H153V29H152ZM53 32V33H54ZM58 32V31H57ZM147 31H145V33H146ZM151 32V31H150ZM155 32V31H154ZM222 32V31H221ZM220 31H219V33H221ZM224 32V33H225ZM229 32V31H228ZM231 32V31H230ZM52 33V34H53ZM59 33V32H58ZM62 33V32H61ZM67 33V32H66ZM70 33V32H69ZM143 33V32H142ZM145 33H143L144 35H145ZM157 33V32H156ZM223 33V32H222ZM227 33V32H226ZM47 34V35H46ZM148 34H149V32H148ZM234 34V33H233ZM237 34V33H236ZM55 35V34H54ZM61 35H64V31H63V34H60V36ZM67 35V34H66ZM70 35V34H69ZM73 35V36H72ZM72 35H70L72 38L75 36L74 34H72ZM147 35V34H146ZM214 34H212V36H213ZM217 35H218V33H217ZM220 35V34H219ZM223 35V34H222ZM222 35H220V36H222ZM238 35V34H237ZM237 35L235 36H233V37H235V39L238 41V38L239 39H241L240 38V36L237 38ZM56 36H58L57 34H56ZM55 36V37H56ZM68 36V35H67ZM69 36V37H70ZM77 36V35H76ZM153 36H155V35H153ZM224 36H226V35H224ZM230 36H231V34H230ZM64 37V36H63ZM70 37V38H71ZM79 37H80V34H79ZM198 37V36H197ZM214 37V36H213ZM215 37H216V32H215ZM61 38V37H60ZM64 38H66V41H67V37H64ZM82 37H80V38H78L77 39V42H78V40L79 39H81ZM154 38V37H153ZM153 38H152V40H153ZM218 38V37H217ZM220 38V37H219ZM155 39V38H154ZM183 39V38H182ZM188 39H190V40H188ZM226 39V38H225ZM232 39V38H231ZM234 39V38H233ZM59 40V39H58ZM68 40H70V39H68ZM83 40V39H82ZM144 40V39H143ZM146 40V39H145ZM195 40H196V38H195ZM195 40L193 41L194 43H195ZM219 40V39H218ZM221 40H223L222 38H221ZM220 40V41H221ZM59 41H61V39L59 40ZM64 41V40H63ZM63 41H61V43H63ZM71 41V40H70ZM69 41V42H70ZM73 44L75 43V38L73 39ZM197 41H198V39H197ZM232 41H234V40H232ZM237 41H235V42H237ZM82 42V41H81ZM81 42H80V44H81ZM145 42H147V41H145ZM151 42V41H150ZM193 42H189V44L190 43H193ZM241 42V44H243L244 43V41H243V43H242V41H240ZM57 45H56V44ZM61 43H60V46H62L61 45ZM82 43H84V42H82ZM193 43V44H194ZM198 43V42H197ZM196 43V44H197ZM238 43V42H237ZM248 43V42H247ZM66 44V43H65ZM78 44H79V42H78ZM79 44V45H80ZM143 44H144V42H143ZM151 44H152V42H151ZM155 44V43H154ZM153 44V45H154ZM174 44V43H173ZM189 44H187V45H189ZM193 44H190L191 45V47L193 46V47H195V45H193ZM229 44H231V42L229 43ZM228 44V45H229ZM235 44V43H234ZM240 43H238L237 45H235V50L237 49V47H238V50H240L239 49V47H240V45H239ZM56 45V46H55ZM63 45H64V43H63ZM69 45V44H68ZM75 45H77V43L75 44ZM82 45V44H81ZM176 45V44H175ZM175 45H172L171 46V52L172 53H170V55H171V57H172V54H173V51L172 50H176L175 48H173V47H175ZM199 45V44H198ZM224 45H226L225 43L222 45V46H224ZM228 45H226V47L228 46ZM231 45H233V44H231ZM230 45V46H231ZM239 45V46H238ZM249 45V47H251L250 45L251 44H248ZM67 46V45H66ZM70 46V45H69ZM82 46H84V45H82ZM146 46V45H145ZM144 46V47H145ZM186 46V45H185ZM197 46V45H196ZM221 46V47H222ZM230 46H228L227 47V49L226 50H228V48L230 47ZM237 46V47H236ZM245 46H247V45H245ZM58 47V48H57ZM77 47V46H76ZM79 47V46H78ZM155 47V46H154ZM157 47V46H156ZM155 47V48H156ZM190 47V46H189ZM233 47V46H232ZM243 46L241 45V48H242ZM249 47H247V48H249ZM61 48V47H60ZM63 48H64V46H63ZM62 48V49H63ZM148 48V47H147ZM151 48V47H150ZM150 48H148V49H150ZM153 48V47H152ZM151 48V50L153 51V49ZM173 48V49H172ZM243 48H245V47H243ZM61 49V50H62ZM66 49V48H65ZM72 49V48H71ZM78 49V48H77ZM192 49V48H191ZM194 49V48H193ZM196 49H198L197 47H196ZM195 49V50H196ZM224 49V50H225ZM260 49V48H259ZM259 49H257V50H259ZM60 50V51H61ZM155 50V49H154ZM222 50H223V48H222ZM230 50V49H229ZM244 50H246V48L244 49ZM254 50V49H253ZM65 51V50H64ZM152 51H150V52H152ZM167 51V50H166ZM233 51V50H232ZM237 51V50H236ZM248 51H249V49H248ZM248 51H244V52H247V53H245V55H243V59L246 57V56H248L247 54H249L248 53ZM255 51V50H254ZM67 52V51H66ZM76 52V51H75ZM77 52H80V51H77ZM193 52V51H192ZM224 52H226V51H224ZM231 52V51H230ZM238 52H242V50L241 51H238ZM244 52H242V54L244 53ZM252 52V51H251ZM4 53V52H3ZM60 53V52H59ZM65 53V52H64ZM64 53H62L60 56H62ZM72 53V52H71ZM145 53V52H144ZM164 53H166V52H164ZM164 53H162V55L164 54ZM195 53V52H194ZM233 53V52H232ZM234 53H235V51H234ZM256 53H260V51H258V52H256ZM261 53L263 54V56H264V53L262 52V50H261ZM79 54H81V53H79ZM148 54V53H147ZM147 54H145V55H147ZM152 54V53H151ZM151 54H150V56H151ZM153 54H154V52H153ZM174 54H176L177 55V53H174ZM193 54V53H192ZM226 54H228V53H226ZM239 54V53H238ZM237 54V56L235 55V57L236 58H239V57H241V54H240V56ZM87 55H89V54H87ZM156 55V54H155ZM162 55H157V56H161L160 57V62L161 63H159V58L157 59V63H159L160 65L158 66V69L156 70V72H158V70L160 71V72H162L163 74H165V76L167 77V79L168 78H170V80H171V78L173 77V75H174V77H175V75H176V77L178 78L179 77V79L181 80V82H182V80H184L185 81V83H187V84H185L184 83V81H183V84H185V85H188L187 87L188 88H193V89H195V88H206L207 87V85H205V84H207L206 82H203L202 81V78H203V76L205 77L206 76V74L204 75V74H201V69L198 71V72H200V73H198V75L196 74V71L199 69V67H198V63L200 62V61H197L193 56H190V57H187V56H185V57H183L184 55H181V54H179L178 56H173V61H175V63L177 64L176 66V69H174L175 68V66H173V63H172V59H171V57H170V59H169V61H170V64H169V61H168V58H169V56L168 57H166L167 55H169V54H167L166 56H162ZM195 55V54H194ZM234 55V54H233ZM254 55V54H253ZM256 55V54H255ZM5 56V55H4ZM53 56V57H54ZM56 56V57H57ZM64 56V55H63ZM71 56V55H70ZM180 56L181 57H183V58H180ZM231 56V55H230ZM260 56H262V55H260ZM260 56H253L254 58L256 57V61H257V57H259V60H260ZM262 56V58H264ZM55 57V58H56ZM65 57V56H64ZM64 57H62V58H64ZM77 57H79V55H77ZM89 57V56H88ZM114 57V55L112 56V59H114L113 58ZM116 57V56H115ZM145 57V56H144ZM148 57V56H147ZM155 57V56H154ZM227 57V56H226ZM233 57V56H232ZM231 57V58H232ZM235 57H233V58H235ZM252 57V56H251ZM5 57H2V59H4ZM155 58H157V57H155ZM194 58V59H193ZM224 57H222V59H223ZM228 58V57H227ZM226 58V59H227ZM6 59V58H5ZM60 59H61V57H60ZM60 59H59V61H60ZM85 59V58H84ZM118 59H120V58H118ZM181 59H183V60H181ZM245 59H247V58H245ZM253 59V58H252ZM1 60V59H0ZM7 60V59H6ZM53 61H54V59H52ZM56 60H58V59H56ZM78 60V59H77ZM145 60V59H144ZM228 60V59H227ZM237 60H240V59H237ZM250 59L248 58L247 59V61H249ZM255 60L253 61V64H254V62H255ZM259 60H258V62H259ZM264 60V59H263ZM75 61V60H74ZM111 61H114V60H111ZM143 61V60H142ZM152 61V60H151ZM185 62V65H183V63ZM222 61V60H221ZM220 61V62H221ZM229 61V60H228ZM227 61V62H228ZM233 61V60H232ZM231 61V62H232ZM246 61V62H247ZM7 62V61H6ZM55 62V61H54ZM84 62V61H83ZM83 62H82V65H83ZM120 63L122 62V61H119ZM125 62V61H124ZM123 62V63H124ZM230 62V63H231ZM242 62H245V61H241L240 63H242ZM261 62H262V59H261ZM260 62V63H261ZM8 63V64H9ZM78 63V62H77ZM85 63V62H84ZM113 63H115V65H113V68H114V70L115 69H119V67H118V64H117V59L115 60V62H113ZM122 63V64H123ZM156 63V62H155ZM226 62H224L223 64H225ZM229 63V62H228ZM229 63V64H230ZM251 63V62H250ZM256 63V65L255 66H259V65H261V64H257V62H255ZM56 64V63H55ZM76 64V63H75ZM88 64V63H87ZM111 64H112V62H111ZM172 64V65H171ZM201 64V63H200ZM221 64V63H220ZM223 64H221V65H223ZM235 64V63H234ZM248 64H249V62H248ZM247 64V65H248ZM252 64V65H253ZM85 65V64H84ZM89 65H90V63H89ZM169 65H171V67L169 66ZM175 65V64H174ZM197 65V66H196ZM203 65V64H202ZM238 65V64H237ZM245 65H246V63H245ZM245 65H243V66H245ZM57 66V65H56ZM74 66V65H73ZM151 66H152V64H151ZM154 66V65H153ZM184 66V67H183ZM204 66V65H203ZM232 66V64L230 65V67ZM236 66V65H235ZM234 66V67H235ZM242 66V67H243ZM254 66V67H255ZM264 65H262V67H257L258 69H261V71H263L262 70V68L264 69V67H263ZM76 67H78V66H76ZM84 67H86V66H84ZM83 67V68H84ZM89 67V66H88ZM123 67V66H122ZM173 67V68H172ZM185 67L187 68V69H185ZM202 67V66H201ZM238 67V66H237ZM237 67H236V69L235 70H237ZM250 67H253V66H250ZM249 66H248V68L246 67V69L243 67V69H245V73H239L238 74V70L236 71L237 72V74L238 75H241V79H242V77L243 78H247L248 77V79H250L251 77H252V75H251V77H250V73H252V71L251 72H249L250 70L249 69H251ZM253 67V68H254ZM16 68V69H15ZM74 68V67H73ZM87 68V67H86ZM157 68V66L154 68V70ZM204 68H205V66H204ZM251 69V70H254V69ZM0 69L2 70V67L0 66ZM239 69H240V67H239ZM242 69V68H241ZM60 70V69H59ZM68 70V69H67ZM65 71V72H69L70 70H68V71ZM72 70V69H71ZM81 70H82V68H81ZM111 70H113V69H111ZM120 70V69H119ZM233 70V69H232ZM255 70H256V68H255ZM204 71H205V69H204ZM204 71H202V72H204ZM234 71V70H233ZM241 71V70H240ZM244 71V70H243ZM260 71V70H259ZM62 72V71H61ZM122 72V71H121ZM120 72V73H121ZM160 72H158L159 74H161V76H164V75H162V73H160ZM208 72V71H207ZM253 72H256V71H253ZM63 73V72H62ZM115 73V72H114ZM257 73V72H256ZM255 73V74H256ZM262 73V72H261ZM64 74V73H63ZM70 74V73H69ZM111 74V73H110ZM109 74V75H110ZM113 74V73H112ZM123 74V73H122ZM201 74V75H200ZM209 74V73H208ZM236 74V76L238 77V75ZM254 74V75H255ZM264 74V73H263ZM17 75V76H18ZM40 75V76H39ZM109 75H107V78L109 77ZM195 75H197V78L198 77H201L200 78V80L202 81V82H200L199 81V78L197 79L196 78V76ZM200 75V76H199ZM230 75V74H229ZM228 75V76H229ZM37 76H39V77H37ZM44 76V77H43ZM104 76V75H103ZM111 76V75H110ZM235 76V77H236ZM40 77H43L42 79H40ZM208 77V76H207ZM240 77V76H239ZM255 77V76H254ZM39 78V79H38ZM61 78V79H60ZM111 78V77H110ZM125 78H126V76H125ZM164 78V77H163ZM220 78V79H219ZM225 78V77H224ZM232 78V77H231ZM253 78V77H252ZM114 79V78H113ZM127 79H128V77H127ZM176 79V78H175ZM205 78H203V80H204ZM215 80H218V82L216 81L215 83H214V81H213V84L215 85H212V83H209L210 84V86L212 85V86H214V87H216V88H222L224 85H226V84H224L222 87H218L217 86V84L219 85H222L221 83H223L226 79H223L222 78V76L220 77V76H218V79L215 77L214 78ZM238 79V78H237ZM163 80V79H162ZM180 80H179V82H180ZM227 80H229V79H227ZM243 80V79H242ZM165 81H167L166 79H165ZM169 81V80H168ZM178 81V80H177ZM187 81V82H186ZM195 81H198V82H195ZM205 81V80H204ZM231 82H232V80H230ZM230 81H226L227 82V86H228V88H230L231 86H232V84L233 83H231ZM240 81V80H239ZM248 81V80H247ZM251 81V80H250ZM164 82V81H163ZM162 82V83H163ZM172 81H170V83H171ZM174 82H176L175 80L173 81V83H171V84H169V86L170 85H172V84H174ZM199 82L201 83V84H199ZM226 82H224V83H226ZM231 84H230V83ZM25 83V82H24ZM25 83V84H26ZM126 83L128 84H130V82H127L126 81ZM169 83V82H168ZM167 83V84H168ZM205 83V84H204ZM228 83L230 84V85H228ZM252 83V82H251ZM208 84V85H209ZM27 85H28V83H27ZM26 85V86H27ZM36 85V86H35ZM131 85V84H130ZM163 86H164V84H162ZM161 85V86H162ZM203 85V87H201V86ZM34 86V87H33ZM127 87H128V85H126ZM132 86V85H131ZM145 86V85H144ZM168 86V87H169ZM180 86V88L179 87H176L175 86V84H174V87H173V85H172V87L170 86V89L172 88V91H176L178 88H179V90L178 91H180L182 94H184L183 96H184V101L186 102H188V101H190L189 100V98H191L189 95H188V93L189 92H185V87L186 86H181V85H179ZM2 86H0V103H2L1 105H0V109L2 110V105L4 106V104H6L7 105V101L9 100V97L10 96H7V95H10V94H6V93H9L7 90H5L4 88H6V87H4V88H1ZM130 88V87H129ZM128 88V89H129ZM132 88V87H131ZM161 88V87H160ZM184 88V89H183ZM208 88V87H207ZM211 88V87H210ZM213 88V87H212ZM226 88V87H225ZM163 89V88H162ZM131 90V89H130ZM159 90V89H158ZM157 90V91H158ZM6 91V92H5ZM73 91V90H72ZM187 91V90H186ZM180 93V94H181ZM74 94V93H73ZM207 94V93H206ZM6 95V96H5ZM210 95V94H209ZM63 96H62V99H63V101H66L67 99H65V98H63ZM205 96H208V95H205ZM61 97V96H60ZM60 97H58L59 99H60ZM136 97V96H135ZM135 97H133L134 99H135ZM8 98V99H7ZM43 98V99H44ZM57 98V99H58ZM210 98V97H209ZM42 99V98H41ZM65 99V100H64ZM71 99V100H72ZM7 100V101H6ZM17 100H18V98H17ZM56 100V99H55ZM70 100V101H71ZM143 100V99H142ZM19 101V100H18ZM55 103H53V102ZM140 101V100H139ZM168 101V100H167ZM172 103H170V104H173V101L172 100H170ZM183 101V100H182ZM181 101V102H182ZM7 102V103H6ZM10 102V101H9ZM16 102V101H15ZM48 102V101H47ZM61 101L59 100V103H60ZM75 103H76V105H78L77 104V102L76 101H74ZM129 103H130V100L128 101ZM169 102V101H168ZM186 102V103H187ZM18 103V102H17ZM63 103H65V102H63ZM44 104H45V102H44ZM43 104V105H44ZM58 104V105H57ZM169 104V106L170 107H172V106H174V105H170ZM192 104V103H191ZM61 105V104H60ZM65 105V104H64ZM75 105V106H76ZM181 105V104H180ZM184 105H187V104H184ZM189 105H190V103H189ZM41 106V105H40ZM58 106H59V108H58ZM131 106H132V104H131ZM133 106H135V105H133ZM132 106V107H133ZM179 106V105H178ZM177 106V107H178ZM26 107V106H25ZM139 107V106H138ZM137 106L135 107V110H131V111H129L128 109H129V106H128V109L127 108H125V109H127L128 111H126L125 112V115H126V113H128L129 115H132V114H135V113H137L138 112V110H139V108H138ZM187 107V106H186ZM27 108V107H26ZM30 108V107H29ZM141 108V107H140ZM187 108H189V107H187ZM42 109H44L43 107H42ZM134 109V108H133ZM0 110V129L1 130H4L5 129V127H6V125H7V123L9 122V119L8 118H10L11 117V115L14 113H12V111L10 112L11 113V115L9 114V113H3L2 111ZM5 110V109H4ZM29 110V109H28ZM60 110V111H61ZM64 110H65V108H64ZM64 110H62V111H64ZM191 110H192V108H191ZM194 110V109H193ZM66 111H67V109H66ZM195 111V110H194ZM46 113V112H45ZM65 113V112H64ZM189 113V112H188ZM191 113V115L192 116H194L193 114H194V112L192 111V112H190ZM193 113V114H192ZM17 114V113H16ZM48 114V113H47ZM140 114L141 113H139V115L138 116H140ZM8 116V118H7V116ZM18 115V114H17ZM26 115V114H25ZM124 115V116H125ZM137 115V114H136ZM15 116V115H14ZM13 116V117H14ZM70 116V115H69ZM143 116L144 115H142V116H140L139 118H143ZM191 116V117H192ZM13 117H11L12 119H13ZM27 117V116H26ZM49 117V118H50ZM79 117V116H78ZM130 117V118H129ZM125 116L122 120V122H123V124H125L124 126L122 125V127H124L122 130H123V133H124V136H126L127 138L128 137H132V136H134L136 133L138 134L137 136H139V134H140V131H138V127H137V125H138V123H139V121L137 120V118H135V119H133L131 116ZM40 118V117H39ZM49 118H48V120H49ZM68 118V117H67ZM171 118V119H170ZM193 118V117H192ZM191 118V119H192ZM261 118V117H260ZM262 118H264V117H262ZM261 118V119H262ZM15 119H17V117L15 118ZM154 119V118H153ZM162 119V118H161ZM182 119V118H181ZM202 119H204V118H202ZM260 119V120H261ZM45 122H44V121ZM76 120V119H75ZM74 120V121H75ZM144 120V119H143ZM142 119H141V121H143ZM175 120H177V121H175ZM260 120L258 121L257 120V123L256 122H254L253 124H255L256 123V125H255V127H258L257 125H260V126H262V124H264V122L261 120V123H260ZM8 121V122H7ZM10 121H11V119H10ZM44 122L45 123V125H44V127H42L43 126V124L41 123V122ZM151 121L152 120H150V123H151ZM155 121V120H154ZM174 121V122H173ZM199 121H201V120H199ZM19 123V124H22L23 125V122L21 123V122H18V119L15 121V122H13V120L11 121V122H9V123ZM121 122V123H122ZM146 123V121L144 120L143 121V123ZM258 122H259V124H258ZM8 123V124H9ZM38 123H40V125H38ZM71 123H73V122H71ZM178 123H176V124H178ZM201 123H203L204 124V122L203 121H201ZM205 123H206V121H205ZM76 124V123H75ZM252 124V125H253ZM25 125V124H24ZM23 125V126H24ZM27 125H25V126H27ZM33 125V126H32ZM42 125V126H41ZM192 125H193V123H192ZM200 125H202V124H200ZM206 125H208V124H206ZM251 125V128H255L254 127V125L252 126ZM19 126V125H18ZM22 126V127H23ZM24 126V127H25ZM74 126V125H73ZM76 126H78L77 124H76ZM178 126V127H177ZM181 126V125H180ZM187 126V125H186ZM203 126L204 125H202V129H203ZM7 127H8V125H7ZM7 127H6V130H7ZM21 127V126H20ZM41 127L42 128H44V130H41ZM264 126H262V127H258L257 129H259V128H263ZM26 128V127H25ZM29 128V127H28ZM74 128L76 129L77 127H75L74 126ZM74 128H73V130H74ZM178 128H180V129H178ZM30 129V128H29ZM77 129H79V128H77ZM5 130V131H6ZM27 130V129H26ZM25 130V131H26ZM34 130L32 131V133L34 132ZM72 130V129H71ZM182 130H184V127H183V129ZM256 130V129H255ZM260 130V129H259ZM203 131V130H202ZM27 132V131H26ZM30 132V131H29ZM36 132H34V134L33 135H37V133ZM76 132H78V131H76ZM80 132H81V130H80ZM139 132V133H138ZM180 132V134H177V133H179ZM235 132H237V131H235ZM234 132V133H235ZM248 132H249V130H248ZM2 133V132H1ZM32 133H30V135H32ZM73 133H75V132H73ZM238 133V132H237ZM245 133H247V130H246V132ZM250 133V132H249ZM248 133V135H250ZM23 134H26V133H23ZM67 134V135H66ZM212 134V133H211ZM2 135H3V133H2ZM65 135L66 136H68L67 137V139H66V137H65ZM78 135H79V133H78ZM208 135V134H207ZM213 135V134H212ZM234 135V134H233ZM72 136H74V134L72 135ZM76 136H77V134H76ZM206 136V135H205ZM208 136H211L210 134L208 135ZM207 136V137H208ZM27 138H29V136H26ZM26 137H25V139H26ZM31 137V136H30ZM212 137H214V135L212 136ZM251 137H252V134H251ZM37 138V139H36ZM64 138H65V140H64ZM134 138V137H133ZM148 138H150V137H148ZM147 138V139H148ZM205 138V137H204ZM207 138H205V140H206ZM210 138L208 137V140H209ZM212 139V138H211ZM209 140L210 142L212 141V140ZM20 140V141H19ZM27 140V139H26ZM90 140H91V138H90ZM160 141V142H158V141ZM207 140V141H208ZM235 140H237V138L235 139ZM25 141V140H24ZM23 141V142H24ZM28 141V140H27ZM208 141V142H209ZM215 141V140H214ZM75 142V141H74ZM73 142V143H74ZM206 142V141H205ZM209 142V146L211 145L212 146V144L214 143V142H212V143H210ZM35 143H34V145H35ZM44 143H45V145H44ZM91 143V142H90ZM20 144V143H19ZM44 146H42V145ZM96 144H97V142H96ZM23 145V144H22ZM67 145V144H66ZM74 145V144H73ZM72 145V146H73ZM99 145V144H98ZM40 146H42L43 148H40ZM93 146H94V144H93ZM97 146V145H96ZM105 146V145H104ZM206 146V145H205ZM214 146V145H213ZM3 147V146H2ZM20 147H21V149H20ZM67 147H68V145H67ZM70 147V146H69ZM75 147V146H74ZM74 147H72V148H74ZM216 147V146H215ZM6 148H7V146H6ZM29 148V147H28ZM27 148V149H28ZM95 148V147H94ZM97 148H99V147H97ZM1 149V148H0ZM7 149H9V147L7 148ZM75 149V148H74ZM103 149V148H102ZM215 148H213L212 150H214ZM20 150V151H19ZM29 150H30V148H29ZM76 150V149H75ZM77 150H79V149H77ZM95 150H96V148H95ZM209 150H211L210 148H209ZM106 151H107V149H106ZM132 151V150H131ZM3 152V151H2ZM23 152H24V154H23ZM43 152L41 153V154H43ZM73 152V151H72ZM130 152V151H129ZM142 152V151H141ZM1 153V152H0ZM7 153V152H6ZM102 153V152H101ZM107 153V152H106ZM233 153V152H232ZM1 154H3V153H1ZM20 154V155H19ZM23 154V155H22ZM29 154H30V156H29ZM75 154V153H74ZM77 154V153H76ZM75 154V155H76ZM79 154H80V152H79ZM103 154H104V152L102 153V156H103ZM233 154H235V153H233ZM32 155V156H31ZM45 155V154H44ZM70 155V154H69ZM81 155V154H80ZM107 155V154H106ZM144 155H145V157H144ZM184 155H186V156H193L194 157V160H193V167H200V172H199V170H197L198 172H193L192 173V176H190L191 177V181L192 182H194L195 183V193H194V195H193V198H192V200H193V202L191 201V203L192 204H194V202H195V204L197 203V205L199 204V203H201V204H199V205H202V207L204 208L205 207V209H203L202 208V210H204L205 212H203L202 210H201V208L199 209V210H201L202 212H201V214L203 213H205V216H206V212H208V214L209 215H207L205 218H209L208 216H210V218L214 221V223L215 224H217V223H219V221L222 219L223 220V222H225V224H227V225H225V226H223L222 224L223 223H221V225L223 226V228L225 227L226 228V230L228 229L229 230V232H231V234H229V233H227V234H229V235H232L233 234V236L231 237V236H229V235H226V236H224V237H226V238H228L227 240H226V238L224 239L225 241L224 242H222L223 244H228L227 242H229V244L227 245L228 247H226V245H224L223 246V244H221L222 245V249H221V245H219V243L221 242V241H223L222 239L220 240V242L219 243H215V245H214V241H210V243L209 244H207V247L206 248H203V247H201V246H199V245H197L195 242H197L196 240H195V242H194V238L195 237H193V241H192V239L190 240L189 239V237H192L193 235H190L189 237H188V239L186 240V239H184L185 238V235L183 236V233H185V232H183L182 230H184L185 229V231H190L189 229H191V226H189L188 224L189 223H191L190 222V219L188 218V213L186 212V210L185 211H180L179 209H182V208H179V207H181V206H177V205H181L182 204V202L183 201H179L178 200V197H177V195H176V190H178L179 188H180V185L178 186V187H176V185L175 184H179V179H178V173H177V171L179 170L177 167H176V170L177 171H175L174 169H175V165H177L178 166V164L179 163H177L178 161H179V158L180 157H182V156H184ZM231 155V154H230ZM6 156H7V154H6ZM25 156H27V160H30L31 158H33L34 157V160L32 159L31 160V162L32 163H24L25 161H26V159L24 158V161L22 162V160L23 159H21V157H25ZM40 156V155H39ZM212 156V157H213ZM1 157V156H0ZM28 157H30V158H28ZM66 157H68V156H66ZM76 157V156H75ZM75 157H73V158H75ZM191 157H190V159H189V161H191L192 159H191ZM2 158V157H1ZM5 158V157H4ZM8 158V157H7ZM40 158H42V157H40ZM83 158V157H82ZM184 158H187V157H184ZM214 158V157H213ZM217 158V157H216ZM233 158H235V155H232V156H230V159L229 158H226L227 159V161H228V164L230 163V165H231V167L233 166V168H231L230 167V169L228 170L229 172H232L233 173V170L234 171H237L238 170V166H236V165H238V163H237V160H236V158L235 159H233ZM9 159V158H8ZM64 159V160H63ZM67 159V158H66ZM81 159V158H80ZM229 159V160H228ZM74 160V159H73ZM82 160V159H81ZM87 160V159H86ZM3 161V160H2ZM40 161H41V159H40ZM38 162L39 164H42L41 162ZM43 161V160H42ZM66 161H68V160H66ZM217 161V160H216ZM8 162V161H7ZM35 162V163H34ZM165 162V163H164ZM167 162V163H166ZM213 162V161H212ZM214 162H215V160H214ZM236 162V163H235ZM53 163V162H52ZM56 163V162H55ZM57 163H58V161H57ZM86 163H87V165H86ZM177 163V164H176ZM3 164H5V163H2V165ZM14 164V163H13ZM25 164V165H24ZM84 164H85V166H84ZM109 164V165H110ZM213 164V163H212ZM236 164V165H235ZM0 165H1V161H0ZM6 165V164H5ZM67 165H68V163H67ZM77 165V164H76ZM108 164H107V168H108V166H109ZM205 165V166H204ZM210 164H208V166H209ZM40 166V165H39ZM42 167L41 168H43L44 169V166L43 165H41ZM56 166V165H55ZM70 166V165H69ZM74 166H75V164H74ZM94 166V167H93ZM98 168H97V167ZM104 166H106V164H104ZM169 167L170 168V172H169V176H167L166 177V179H165V177H163L162 179L163 180H161L160 178H161V174L163 175L164 174V168L165 167ZM7 167H8V165H7ZM10 167V166H9ZM8 167V168H9ZM46 167V166H45ZM62 167V166H61ZM67 167V166H66ZM76 167V166H75ZM78 167V166H77ZM93 167V168H92ZM189 167H190V165H189ZM211 167V168H212ZM234 167H236L235 169H234ZM95 168V169H94ZM97 168V169H96ZM174 168V169H173ZM206 169H207V166L205 167ZM7 168H5V170H6ZM73 169V168H72ZM105 169H106V167H105ZM161 169V170H160ZM198 169V168H197ZM209 169H210V167H209ZM4 170V169H3ZM2 170V171H3ZM4 170V171H5ZM7 170H9V171H7V172H11V169H7ZM45 170V169H44ZM40 171V172H46V171ZM49 170H50V168H49ZM59 170H60V168H59ZM65 171V169H62V171ZM73 170H75V169H73ZM101 170V169H100ZM211 170H210V173H211ZM47 171H48V169H47ZM51 171V170H50ZM62 171H60V173L62 172ZM192 171V170H191ZM6 172V171H5ZM66 173L68 172V171H65ZM72 172V171H71ZM148 172H150V173H148ZM206 172H207V170H206ZM237 172H239V170L237 171ZM12 173V174H13ZM47 173V172H46ZM63 173V172H62ZM75 173V172H74ZM213 173H212V175H213ZM223 173V176H225L224 174H226V173H224V172H222ZM236 173V172H235ZM235 173L234 174H232V176L234 175V177H235V179H236V177L238 176V175H236L235 176ZM39 174V175H38ZM48 174V173H47ZM68 174V173H67ZM77 174V173H76ZM142 175H144L143 173H141ZM140 174V175H141ZM219 174V175H218ZM5 175H9V176H12V175H10V173L9 174H5ZM14 175V174H13ZM60 175L61 176H63L62 174H59V178H60ZM201 175H203V176H201ZM39 176H41L40 178H43V181H44V179L45 180H48V186L45 184V181H44V183L42 182L41 183V181L38 179L39 178ZM65 176H67V175H65ZM69 176V175H68ZM208 176H210V178L208 177ZM14 177V176H13ZM233 177V178H234ZM6 178V177H5ZM12 178V177H11ZM69 178H71V177H69ZM145 178V177H144ZM209 178V179H208ZM224 178V177H223ZM231 178V177H230ZM232 178V179H233ZM50 179H52V178H50ZM82 179L84 180V181H82ZM220 179V178H219ZM226 180H224V181H228V179H227V177L225 178ZM15 180V179H14ZM64 180V179H63ZM160 180V181H159ZM230 180V179H229ZM236 181V180H235ZM17 182V181H16ZM60 182H62V181H60ZM72 182V181H71ZM224 184H226V185H224ZM0 183H1V181H0ZM5 183V182H4ZM18 183V182H17ZM16 183V184H17ZM47 183V182H46ZM73 183V182H72ZM145 183V184H144ZM236 183V182H235ZM43 184V185H42ZM44 184H45V186H44ZM71 184V183H70ZM3 185V184H2ZM15 185V184H14ZM13 185V186H14ZM64 185H66V184H64ZM175 185V186H174ZM4 186V185H3ZM12 186V187H13ZM16 186V185H15ZM68 186V185H67ZM225 186H227V187H225ZM68 187H70V186H68ZM75 187V186H74ZM2 188V187H1ZM227 188H231V190H232V193L234 194V195H232V193H229L231 190H228ZM264 188V187H263ZM235 189V190H234ZM2 190V189H1ZM179 191V190H178ZM229 191V192H228ZM73 194V193H72ZM178 194V193H177ZM232 195V196H231ZM119 196V195H118ZM144 197H145V195H144ZM74 198V199H73ZM218 199H220V200H218ZM224 201H223V200ZM216 200L217 201H219V203H217L216 202ZM181 202V203H179V202ZM189 201V200H188ZM216 202V203H215ZM185 203V202H184ZM191 203L189 204V205H191ZM67 204V205H68ZM95 206H94V205ZM98 204H100V205H98ZM144 204V203H143ZM222 204H223V211H221L220 209V206H222ZM228 204V203H227ZM231 204V203H230ZM98 205V206H97ZM146 205H147V203H146ZM185 205V204H184ZM188 205V206H189ZM198 205V207H200ZM219 206V208L218 207H216V206ZM69 206V205H68ZM97 206V207H96ZM188 206H185L186 208L188 207ZM194 206H196V205H194ZM79 207V206H78ZM144 207V206H143ZM226 207V208H225ZM75 208H76V206H75ZM91 208H93V211H92V209ZM145 208H147V206H145ZM179 208V209H178ZM184 208V207H183ZM185 208V209H186ZM189 208V207H188ZM235 208L236 209H238V204L236 203L235 204ZM191 209H192V212H193V207L191 206ZM194 209H195V207H194ZM101 210V209H100ZM139 210H141V209H139ZM143 210V209H142ZM188 210V209H187ZM196 210V209H195ZM146 211V210H145ZM57 212V213H56ZM182 212V213H181ZM184 212V213H183ZM195 212V211H194ZM78 213V214H77ZM145 213V212H144ZM187 213V214H186ZM196 213H197V211H196ZM199 213V212H198ZM76 214L78 215V216H76ZM80 215V216H79ZM198 216L197 217H199V214H197ZM74 216V217H73ZM190 217V216H189ZM200 217H203V215H201ZM199 217V218H200ZM204 217H203V219H204ZM62 218V217H61ZM75 218V219H76ZM169 218H170V220H169ZM158 219V221H160ZM164 219V218H163ZM180 219V221H179V223H177L178 222V220ZM52 220H54V221H52ZM55 220L56 221H60V223L56 226V228H58V230L54 227V225H52V228L54 227L55 228V232L57 231L59 234H62V235H65L64 237H62V235L60 236V235H56V234H53L54 233V229H52V228H50L51 227V223H55ZM162 220V219H161ZM196 220H199V219H196ZM195 220V221H196ZM200 220H201V218H200ZM163 221V220H162ZM171 221V222H170ZM73 222V223H74ZM79 222V221H78ZM77 222V223H78ZM148 222V221H147ZM154 222V221H153ZM156 222H157V220H156ZM164 222V221H163ZM163 222H161V223H163ZM166 222V223H167ZM180 222H182V224L181 225H179L180 224ZM201 222V221H200ZM4 223H2V224H4ZM8 224H9V221L7 222ZM6 223V224H7ZM11 223V222H10ZM72 223V224H73ZM145 223H146V221H145ZM205 223H206V219H205ZM1 224V225H2ZM67 224V225H66ZM71 224V223H70ZM81 224V223H80ZM88 224V223H87ZM86 224V225H87ZM90 224V223H89ZM89 224H88V227L86 228V226H85V230L87 229V230H89V231H91V228H89V227H91V225L89 226ZM264 224V223H263ZM66 225V226H65ZM81 225H85V223H83V224H81ZM139 225V227H142V226H140V224H138ZM143 225V224H142ZM170 225V224H169ZM187 225H188V228H187ZM190 225H192V224H190ZM220 225V226H221ZM229 225V226H228ZM6 227H7V225H5ZM10 226V225H9ZM179 226V227H178ZM180 226H186V228L185 227H183L184 229H182V230H180V231H182V232H179V228H180ZM227 226V227H226ZM230 229H229V228ZM9 228V227H8ZM12 228V227H11ZM143 228V227H142ZM149 228V227H148ZM148 228H145L144 229V231H142L143 233H142V236H143V238H144V243L145 244H148L149 242H150V231L152 232V234H154V233H156V231H158L159 229H158V227H155V228H152V230L150 229V231L148 230ZM200 228H201V225H200ZM50 229V230H49ZM51 229H52V231H53V233L51 234V235H47V234H49V232L51 231ZM170 229V230H171ZM188 229V230H187ZM221 228L219 227V229L218 230H220ZM8 230V229H7ZM10 230V229H9ZM61 230H62V232H61ZM63 230L65 231V232H63ZM84 230V232L86 233V234H88V233H90L89 231H85ZM194 230V229H193ZM223 230V229H222ZM221 230V231H222ZM225 230V231H226ZM139 231V230H138ZM204 231V230H203ZM202 231V232H203ZM221 231H219V232H217L219 235H220V232ZM224 231V230H223ZM258 231V230H257ZM11 232V231H10ZM132 232H134V230L133 231H131V233ZM171 232V231H170ZM169 232V233H170ZM201 231H199V233H200ZM240 232H241V234H242V232H243V236L240 234ZM187 233V232H186ZM216 233V234H217ZM225 233V234H226ZM252 233V232H251ZM91 234V233H90ZM130 234V233H129ZM128 234V235H129ZM187 234H189V233H187ZM46 235L48 236L47 238H46ZM57 237H56V236ZM136 234H131L129 237H130V239L131 238H134V236H135ZM222 235L223 234H221V238H222ZM235 235V236H234ZM250 235V234H249ZM253 235H257L256 233L255 234H253ZM258 235H260V234H258ZM59 236V237H58ZM216 236V235H215ZM246 236H248V235H246ZM51 238V239H48V238ZM55 237V238H54ZM61 237H62V242H59V241H61ZM169 237V238H170ZM218 237H220V236H218ZM234 237V238H233ZM18 238V239H17ZM57 238H59V240H57ZM69 239H71L70 237H68ZM68 238L67 239H65L66 240V242H67V240H68ZM113 238H114V240H113ZM113 238H111L114 242L112 243V241L110 242V244L109 243H107L108 245L106 246L107 247V249H110V252L112 253L113 251H111V250H114L115 249V247H114V243L115 242H117L118 241V238L116 237H113ZM186 238H187V236H186ZM259 238V237H258ZM110 239V240H111ZM116 239H117V241H116ZM199 239V238H198ZM213 239V238H212ZM253 239H255V238H253ZM168 239H166V242L165 243H167V242H169V241H167ZM185 240H186V242H185ZM216 240H219L218 238H216ZM247 240H249V241H247ZM11 241H12V239H11ZM227 241V242H226ZM253 241V240H252ZM13 243V242H12ZM64 243V244H63ZM69 243V242H68ZM113 245H112V244ZM213 243V244H212ZM168 245H169V243H167ZM218 244V245H217ZM15 245V244H14ZM109 245H111L112 247H110ZM166 245V244H165ZM168 245H167V247H168ZM209 245V246H208ZM115 246H116V248H118V243H115ZM235 246H239L238 247V249H234V248H237V247H235ZM166 247V250L169 248H167ZM223 247H224V249H223ZM18 249V250H17ZM148 249V248H147ZM152 249V248H151ZM240 249V250H239ZM253 248H251V250H252ZM116 250V249H115ZM160 250V249H159ZM250 250V251H251ZM169 251L167 250V252H168V254H169ZM66 252L68 253L67 255H66ZM155 252H157V249H156V251ZM160 252V251H159ZM166 252V253H167ZM79 253V254H78ZM114 253V252H113ZM148 253H150L149 251H148ZM162 253H164L163 251L162 252H160V253H156V257H151L150 255H148L147 253L146 254H143L142 255V252H140L139 254H138V257H137V264H171V262L170 261H168V258L166 259L165 258V255H166V253H165V255H163ZM251 253V252H250ZM249 253V254H250ZM249 254H248V258H250L249 257ZM81 256V257H80ZM115 256V255H114ZM241 256V257H242ZM166 257H167V255H166ZM241 257H239V259L241 258ZM243 257L241 258V260L243 259ZM246 257H247V255H246ZM113 258V257H112ZM112 258L110 257V259H109V261H111L112 263H113V261L114 262H116L115 261V257L113 258L114 260H112ZM245 258V257H244ZM246 259V258H245ZM244 259V260H245ZM86 260L87 261H85L86 263L85 264H87L88 262H90V264H91V261L89 260L88 261V258H86ZM16 261V262H17ZM236 261V262H235ZM245 261H249V260H245ZM243 262V261H242ZM18 264V263H17ZM110 264V263H109ZM248 264V263H247Z\"/></svg>",
	"mask_w": 264,
	"mask_h": 264
}]
</instances>
